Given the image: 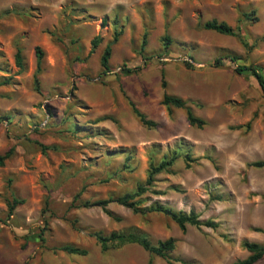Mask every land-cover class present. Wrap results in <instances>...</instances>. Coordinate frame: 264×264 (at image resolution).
I'll return each instance as SVG.
<instances>
[{
    "label": "rangeland",
    "instance_id": "obj_1",
    "mask_svg": "<svg viewBox=\"0 0 264 264\" xmlns=\"http://www.w3.org/2000/svg\"><path fill=\"white\" fill-rule=\"evenodd\" d=\"M211 20L238 38L204 31ZM117 32L101 75L99 58ZM237 67L264 69V0H0V157L9 153L0 166V264H233L247 256L242 243L264 245V167L250 166L264 162V99ZM162 93L204 126L189 127L183 110L168 115ZM173 154L144 186L148 164ZM136 185L146 189L134 199L139 209L159 205L216 228L181 232L161 214L98 205ZM13 199L21 204L6 218ZM96 233L172 239L174 249L169 263L135 244L102 253Z\"/></svg>",
    "mask_w": 264,
    "mask_h": 264
},
{
    "label": "trees",
    "instance_id": "obj_2",
    "mask_svg": "<svg viewBox=\"0 0 264 264\" xmlns=\"http://www.w3.org/2000/svg\"><path fill=\"white\" fill-rule=\"evenodd\" d=\"M242 18L244 20L247 19V15H242ZM201 28L204 31L213 32L215 34L225 36V37H232V38H238V29H232L228 25H226L223 22H216L214 20L207 21L202 24ZM120 32L114 33L112 36V40L109 44H107L102 54L99 58V67L101 69V75H105L109 72L108 70V59L110 57V46L114 44L119 37ZM161 42L163 43V46H167L169 41L168 38L163 37L161 39ZM97 44V40L93 39L90 42L91 49H94ZM144 42L142 41V45ZM242 48H245V44L241 43ZM91 51V50H90ZM34 58H35V74L33 76V83L34 88L37 91V80L36 76L40 71V64L42 59V54L39 51L38 48L34 49ZM14 64L16 67L20 68L21 66V57H20V51L19 49L15 50L14 56ZM224 59H227L230 62H234L237 59L232 56H225ZM219 62L215 60L214 65H218ZM186 66H189L187 63H185ZM138 71V68H135L128 72H136ZM235 73L241 74L245 71H249L252 75V77L255 79L257 86L260 89V92L262 94V97L264 99V69L261 68H245V67H237L235 70ZM159 87L161 90H164L165 88V82H164V74L161 70L159 72ZM125 102L127 107L129 108V111L131 115L134 117V119L138 122L140 126H142L145 129H153L155 127V124L145 118V116L140 113L134 104L127 98H125ZM159 105L162 106L167 114H170L171 109L175 110H183L184 111V117L186 124L195 129H201L204 126V122L200 120L199 118H196L192 115L191 111L187 107L186 102L182 101L181 99L177 97H171L166 95L165 93H162ZM9 156L8 154H5L4 156L0 157V166L2 165V162ZM178 158L177 154L171 155L169 158L163 157L161 161H159L156 165H153L152 163L148 164V172L146 175V179L144 182V186L148 187L152 181L153 176L161 173L166 172L168 168L172 166L174 161ZM183 161L187 164L191 162L189 159V156L184 155ZM254 168H262L264 167V162H257L250 165ZM146 189H144L140 185H136L135 191L131 194L123 195L122 197L116 198L115 200H108L107 202H100L98 203L99 206L103 207L109 202H114L119 206H122L124 208L129 209L132 213L143 215V213H155V214H161L167 218H169L176 227L183 232L186 226H192V227H204L207 229H215L216 226L211 222H203L200 223L197 221V218L192 215H184L181 213H175L171 211L168 208H163L159 205H153L150 206L147 210L139 209L137 207V202H134V199L139 197ZM21 202L17 201L15 199L11 200L9 203L6 204V218H10L12 215L13 210L16 206L20 205ZM46 204V202H44ZM91 237L95 240L97 243L100 252L104 253L109 248L113 247H120L127 244H135L138 247H140L144 252H147L157 258L162 259L166 263H169L168 254L173 251L174 249V241L172 239H167L162 242H157L155 245H151L147 239L143 236H136L132 234H115L111 233L108 236H102L101 234H92ZM241 248L246 251L247 256L245 259L241 261H237L233 264H255L258 262L263 256H264V245H257L253 243H242ZM59 251L67 254V255H76V256H84L85 252L83 250H80L78 248H73L69 246H63L59 248ZM147 264H150L148 262Z\"/></svg>",
    "mask_w": 264,
    "mask_h": 264
}]
</instances>
